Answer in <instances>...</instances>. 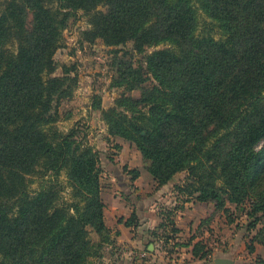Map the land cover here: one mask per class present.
I'll return each mask as SVG.
<instances>
[{
	"label": "trees",
	"instance_id": "obj_1",
	"mask_svg": "<svg viewBox=\"0 0 264 264\" xmlns=\"http://www.w3.org/2000/svg\"><path fill=\"white\" fill-rule=\"evenodd\" d=\"M199 9L219 37L197 32ZM77 10L90 15L83 32L90 42L133 41L145 53L140 62L116 58L114 85L124 91L101 109L110 135L136 145L158 187L185 171L174 188L186 202L213 201L224 211L227 202L248 203L249 228L263 223L264 243V0H7L0 8V264H103L113 242L99 153L74 129L56 126L78 78L66 65L56 75L54 55ZM138 88L140 97L127 92ZM62 170L70 200L62 199ZM47 175L31 189L33 176ZM183 205L160 214L153 237L170 229L166 244L175 238ZM201 239L193 234L180 245L195 256Z\"/></svg>",
	"mask_w": 264,
	"mask_h": 264
},
{
	"label": "rangeland",
	"instance_id": "obj_2",
	"mask_svg": "<svg viewBox=\"0 0 264 264\" xmlns=\"http://www.w3.org/2000/svg\"><path fill=\"white\" fill-rule=\"evenodd\" d=\"M7 0H0V8L3 9ZM52 6L63 7L61 2L54 1ZM101 10H107L108 6L101 4L98 6ZM63 10H67L63 8ZM199 27L198 33L212 32L216 37L220 36L219 29L212 18L199 9ZM32 12L28 13V25L32 22ZM92 24L90 23V15L84 10H77L72 12L68 19L67 26L63 29L60 46L57 49L54 58L57 63L56 75L64 74V66L66 65L70 69L71 75H77L78 82L71 97L64 99L59 106L60 118L56 123L59 131L62 133H69L71 130H75L76 138L79 141L90 144L99 153L102 171V183L104 188L109 189V180L111 175H114L116 171L123 174V182L116 180L112 189L118 191L122 189V197L130 198V196L140 198L137 187L135 189V183L133 179L132 169H139L140 175L147 176L150 173L147 169V161L143 158L141 152L137 149L134 143L122 138H116L109 133L108 124L103 118L102 108L108 109L115 105L116 99L124 91L123 87H117L114 85V79L116 75V58L126 56L127 58L134 60V62H140L145 53H139L134 49L135 43L129 41L127 44L119 46H108L102 39H97L95 42L87 40L83 32L90 29ZM167 44H161L158 47H165ZM10 49L16 51V43L9 45ZM152 48H148L147 52L152 51ZM150 82V81H149ZM148 82V83H149ZM147 83V84H148ZM134 97H140L142 89L138 88L133 91H127ZM121 147H117V145ZM119 173V174H120ZM186 172L182 171L177 173L176 181L171 180L165 186V190L161 195L163 198L160 200L164 209L158 210L160 214L166 213V210L184 204L183 208H186L185 195H178L174 186L178 182H183L186 176ZM49 179V175L45 177L33 176L31 178L30 187L32 190L37 189L43 181ZM58 180L63 186L61 193L62 199L70 200L71 187L68 185V177L66 170H62L58 175ZM164 186V185H163ZM104 193H109V190H103ZM137 192V193H136ZM174 196L175 198L171 199ZM164 199V200H163ZM166 199V200H165ZM177 201L176 203L174 201ZM167 202V203H166ZM173 202V205H171ZM176 205H175V204ZM169 205L171 208H167ZM202 206L211 210L210 215H202L206 217H198L201 220L195 234L200 241L199 254L193 255L190 248L181 249L180 242H184L188 239H181L166 244L168 234H171L170 229L164 231V229H158L160 253H155L153 256L148 255L143 258L148 263H160V264H212L216 257H226L234 260V264H264V243L258 242L260 235L259 230L262 229L263 223H259L255 228H249V222L252 220L247 214L249 204L236 205L231 202H227L226 206L229 207L228 211L216 208L215 202H198L195 200L188 201L187 209L193 207ZM207 213V214H209ZM160 219L159 221H161ZM183 225L186 223L182 218L180 219ZM188 220V219H187ZM92 237L97 239V234L93 232ZM171 236V235H170ZM189 236V235H186ZM259 236V238H258ZM149 242L143 243L141 247L142 251H147ZM254 248H253V247ZM115 248V247H114ZM105 257L103 264H110L109 252L107 247L105 248ZM210 249L211 255L207 258L202 257L204 251ZM165 256V258L163 257ZM171 259V260H169Z\"/></svg>",
	"mask_w": 264,
	"mask_h": 264
},
{
	"label": "crops",
	"instance_id": "obj_3",
	"mask_svg": "<svg viewBox=\"0 0 264 264\" xmlns=\"http://www.w3.org/2000/svg\"><path fill=\"white\" fill-rule=\"evenodd\" d=\"M119 173L120 172L116 171L114 175H111L108 184L109 189L104 188L105 185H103V190H109V193H104L105 191H102L103 199L106 204L105 221L111 230L113 239L112 244L107 247V251L110 254V264H147L146 261H143V258L141 259L139 257V253L141 252L142 244L147 242H149L148 249L154 251L150 252V255L153 256L157 252L160 253V243L152 236L151 230L156 229L160 222L161 215L158 210H163L164 208L161 205H165V203H161L160 201L163 198L161 193H163L162 191L165 190L167 184L158 187L150 173H148L147 176L142 174L134 180L135 189L137 187L136 190L141 194L140 198L138 199V197L133 196H130V198H127L126 196L122 197V189L118 191L114 190L113 193L112 189L110 190V187L114 186L116 180H120L121 184H125L126 186V183L122 181L124 177L123 174ZM173 193L176 194L175 191L170 192L171 195ZM174 198V196L171 197L172 201ZM174 202L176 203L177 201L175 200ZM171 205H173V202ZM185 205H187L186 208H189L188 202H186ZM167 208L171 207L167 205ZM186 208L177 210L175 221L176 226L180 228V231L174 235L176 241L181 237V239H187V237L189 239L193 235L190 233L192 231L196 232V229L199 226L201 220L199 219L198 221V217H206L202 215H210L211 213V210L202 206H199V208L194 206L189 210L187 209V212L189 213L184 211ZM133 212L138 216V223L136 225H127L125 221ZM181 218L189 224L183 225L180 220ZM177 237L180 238L177 239ZM153 239H156V241L154 243L150 242ZM170 242L174 241L170 239ZM184 248L186 247L181 246V249ZM163 257L165 258V256ZM148 264L153 263L150 262Z\"/></svg>",
	"mask_w": 264,
	"mask_h": 264
},
{
	"label": "water",
	"instance_id": "obj_4",
	"mask_svg": "<svg viewBox=\"0 0 264 264\" xmlns=\"http://www.w3.org/2000/svg\"><path fill=\"white\" fill-rule=\"evenodd\" d=\"M173 179L176 180L177 177L174 176ZM214 261L216 264H234V260L226 257H216Z\"/></svg>",
	"mask_w": 264,
	"mask_h": 264
},
{
	"label": "built area",
	"instance_id": "obj_5",
	"mask_svg": "<svg viewBox=\"0 0 264 264\" xmlns=\"http://www.w3.org/2000/svg\"><path fill=\"white\" fill-rule=\"evenodd\" d=\"M148 255V251H142L139 253V257L142 259V258H145L146 256Z\"/></svg>",
	"mask_w": 264,
	"mask_h": 264
}]
</instances>
